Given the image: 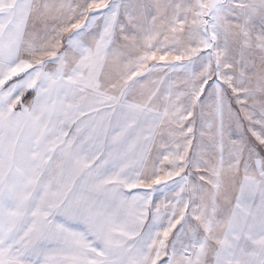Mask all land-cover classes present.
I'll list each match as a JSON object with an SVG mask.
<instances>
[{
    "label": "snow or ice",
    "instance_id": "1",
    "mask_svg": "<svg viewBox=\"0 0 264 264\" xmlns=\"http://www.w3.org/2000/svg\"><path fill=\"white\" fill-rule=\"evenodd\" d=\"M0 264H264V0H0Z\"/></svg>",
    "mask_w": 264,
    "mask_h": 264
}]
</instances>
